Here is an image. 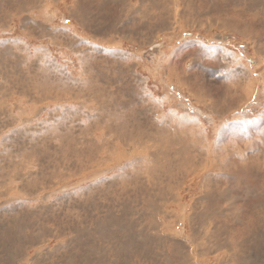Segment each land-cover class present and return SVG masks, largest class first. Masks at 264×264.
Masks as SVG:
<instances>
[{
    "label": "rangeland",
    "instance_id": "rangeland-1",
    "mask_svg": "<svg viewBox=\"0 0 264 264\" xmlns=\"http://www.w3.org/2000/svg\"><path fill=\"white\" fill-rule=\"evenodd\" d=\"M0 264H264V0H0Z\"/></svg>",
    "mask_w": 264,
    "mask_h": 264
},
{
    "label": "bare ground",
    "instance_id": "bare-ground-1",
    "mask_svg": "<svg viewBox=\"0 0 264 264\" xmlns=\"http://www.w3.org/2000/svg\"><path fill=\"white\" fill-rule=\"evenodd\" d=\"M250 1H251V0H250ZM249 3H250V2H249ZM18 4H19V3H18ZM227 4H228V3H227ZM231 24H233V23H231ZM244 182H245V181H244ZM244 189H245V188H244ZM36 200H37V199H36ZM141 205H142V204H141ZM141 205H140V206H141Z\"/></svg>",
    "mask_w": 264,
    "mask_h": 264
}]
</instances>
